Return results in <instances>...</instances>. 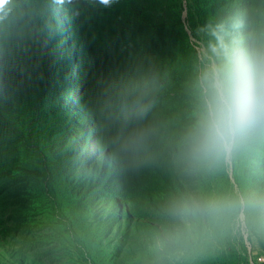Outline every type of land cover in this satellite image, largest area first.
I'll list each match as a JSON object with an SVG mask.
<instances>
[{
	"label": "rangeland",
	"instance_id": "374dc122",
	"mask_svg": "<svg viewBox=\"0 0 264 264\" xmlns=\"http://www.w3.org/2000/svg\"><path fill=\"white\" fill-rule=\"evenodd\" d=\"M92 1V23L66 0H12L0 20V264H264V138L227 163L190 156L204 74L223 46L264 48V0H159L120 33L118 6L139 0L109 18Z\"/></svg>",
	"mask_w": 264,
	"mask_h": 264
},
{
	"label": "clouds",
	"instance_id": "9594fccd",
	"mask_svg": "<svg viewBox=\"0 0 264 264\" xmlns=\"http://www.w3.org/2000/svg\"><path fill=\"white\" fill-rule=\"evenodd\" d=\"M12 0H0V20L8 15ZM109 6L112 0H99ZM224 47V62L204 74V107L190 133L194 165L229 162L242 148L264 138V48L234 56ZM250 201H209L185 207L183 213L201 211L224 215L243 211Z\"/></svg>",
	"mask_w": 264,
	"mask_h": 264
},
{
	"label": "trees",
	"instance_id": "16d2710c",
	"mask_svg": "<svg viewBox=\"0 0 264 264\" xmlns=\"http://www.w3.org/2000/svg\"><path fill=\"white\" fill-rule=\"evenodd\" d=\"M70 1L73 5V8L75 10L74 15L80 20H82V15L88 13V17H91L92 19H87L88 23L96 21L97 19H102L100 6L97 4V2L92 0H66ZM128 2L121 3L118 8L122 9L120 21L118 22V28L117 31L120 33V30L126 29V26L131 27V31H138L140 29L145 28L144 24L142 23L143 20L150 18L152 15V12L157 14V18H159L163 12H164V4L159 3V0H157V3H154L153 1L149 0H139L138 3H136V13L135 15L130 14V11L127 9ZM28 6V5H26ZM25 8V13L23 14V20L26 23L27 27H29L32 31V35L34 36L38 48L40 49V53L45 60V63L50 64V39L44 37L41 32L37 29V27L34 25V20H31L29 18L30 11L27 10V7ZM129 6V5H128ZM145 7V8H144ZM106 15L108 18L110 15L115 14L116 7L111 3V5L106 6ZM154 16V15H153ZM142 17V21L140 19ZM38 18H42V14L38 15ZM150 22V21H149ZM93 26V25H92ZM122 35L127 34L125 31H121ZM120 35V36H122ZM125 42H128V40H125ZM131 43L132 40H129ZM124 45H127L128 43H122Z\"/></svg>",
	"mask_w": 264,
	"mask_h": 264
}]
</instances>
